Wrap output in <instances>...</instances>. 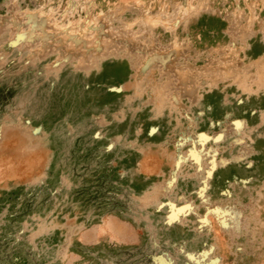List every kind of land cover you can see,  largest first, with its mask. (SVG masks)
I'll use <instances>...</instances> for the list:
<instances>
[{
	"label": "rangeland",
	"instance_id": "374dc122",
	"mask_svg": "<svg viewBox=\"0 0 264 264\" xmlns=\"http://www.w3.org/2000/svg\"><path fill=\"white\" fill-rule=\"evenodd\" d=\"M263 55L264 0H0V264H264Z\"/></svg>",
	"mask_w": 264,
	"mask_h": 264
},
{
	"label": "bare ground",
	"instance_id": "6f19581e",
	"mask_svg": "<svg viewBox=\"0 0 264 264\" xmlns=\"http://www.w3.org/2000/svg\"><path fill=\"white\" fill-rule=\"evenodd\" d=\"M32 18H33V21H34V25L35 26H38L39 25V21L37 20L38 18H37V16L35 15V14H33V16H32ZM55 23V22H54ZM70 32V31H69ZM46 33H48V32H46ZM70 34H71V32H70ZM45 36V35H44ZM258 63H260V62H257V64ZM259 65V64H258ZM229 73V72H228ZM185 78H189L188 80H190V82L192 81V79H191V77L189 76V74H186V77Z\"/></svg>",
	"mask_w": 264,
	"mask_h": 264
},
{
	"label": "crops",
	"instance_id": "0c3cea01",
	"mask_svg": "<svg viewBox=\"0 0 264 264\" xmlns=\"http://www.w3.org/2000/svg\"><path fill=\"white\" fill-rule=\"evenodd\" d=\"M263 57H264V55H263Z\"/></svg>",
	"mask_w": 264,
	"mask_h": 264
}]
</instances>
